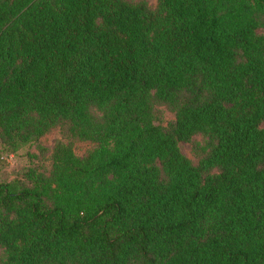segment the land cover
Instances as JSON below:
<instances>
[{
  "label": "trees",
  "instance_id": "obj_1",
  "mask_svg": "<svg viewBox=\"0 0 264 264\" xmlns=\"http://www.w3.org/2000/svg\"><path fill=\"white\" fill-rule=\"evenodd\" d=\"M55 127L92 147L0 182L4 264H264V0H0V162Z\"/></svg>",
  "mask_w": 264,
  "mask_h": 264
},
{
  "label": "rangeland",
  "instance_id": "obj_2",
  "mask_svg": "<svg viewBox=\"0 0 264 264\" xmlns=\"http://www.w3.org/2000/svg\"><path fill=\"white\" fill-rule=\"evenodd\" d=\"M134 3L140 0H124ZM146 3L149 8H154L156 0H141ZM256 33H263V30H256ZM154 123L165 126L173 120V112L163 104L155 103L153 105ZM56 142L64 144L70 143L74 154L82 157L91 149L92 144L88 141H80L66 138L58 128H52L44 133L35 144L19 149L15 154L5 155L1 153L0 162V182L9 181L15 177H20L21 173L27 167H37L38 170L47 171L50 166L49 155ZM206 138L200 134L194 135L189 142L179 141L177 148L179 152L186 157L192 164H195L206 150ZM33 155V156H32ZM6 253L0 246V264H4Z\"/></svg>",
  "mask_w": 264,
  "mask_h": 264
}]
</instances>
